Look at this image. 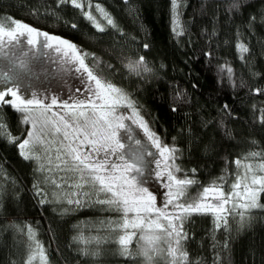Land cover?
<instances>
[{
  "label": "trees",
  "instance_id": "1",
  "mask_svg": "<svg viewBox=\"0 0 264 264\" xmlns=\"http://www.w3.org/2000/svg\"><path fill=\"white\" fill-rule=\"evenodd\" d=\"M230 3L178 0L180 35L173 31L171 0H84L83 10L60 0H0V20L73 42L90 69L122 89L161 141L179 150L178 163L198 182L197 193L222 174L227 183L235 159L264 154V0H239V8L229 11ZM141 56L151 69L146 80L124 64ZM2 115L10 134L0 139V264H24L35 248L27 226L46 250L47 264H140L139 257L121 254L117 241L123 232L109 224L119 213L96 202L104 195L84 181L74 189L45 159H24L10 140L26 138L28 124L10 107ZM40 165L53 171H37ZM258 202L264 205V193ZM225 217L227 228H216L212 214H193L185 223L194 264H264V208L251 210L241 225ZM129 250H138L135 238ZM33 264H40L39 256Z\"/></svg>",
  "mask_w": 264,
  "mask_h": 264
},
{
  "label": "snow or ice",
  "instance_id": "2",
  "mask_svg": "<svg viewBox=\"0 0 264 264\" xmlns=\"http://www.w3.org/2000/svg\"><path fill=\"white\" fill-rule=\"evenodd\" d=\"M60 3H70L75 8L84 9V0H60ZM171 4L173 24L175 25L173 31L180 35L182 33L176 31L180 27L177 12L178 0H171ZM239 6V0H231L228 10L238 9ZM96 10L103 13L108 25L114 26V21L99 5H96ZM83 15L99 31L104 30L91 12L83 11ZM72 27H76V25H72ZM25 32L36 33L38 37H44V40L39 41L44 47H52V44L48 42L55 40L71 49L72 52L66 53V55H74L79 61L80 68L87 73L88 80L95 84L94 89L91 86L87 89L89 93L94 94V99L90 97L73 104L65 101L64 107L69 109L68 113L65 115L53 113L52 116H49L52 105L40 99L23 98L18 94L21 86L16 81L20 71L28 70L27 61L24 59L27 53L16 56L15 59L10 57L12 66L0 73L4 78L3 83L10 85L0 90V139L6 138L10 134V128L3 119V107H10L13 111L20 113L22 123L27 124L31 121L32 129H36L37 123L40 122L38 131L26 129V138L12 137L10 140V142L18 144L24 159L38 160L40 158V146L45 143L43 137L46 134L45 129L49 125L56 133L63 132L60 140L61 148L57 150L58 155L56 156L59 163L55 167L59 171L78 173L79 180L84 181L85 184H91L95 188L97 196L101 193L104 195L103 199H97V203L107 205L110 210L119 213L118 220L110 221L109 224L113 230L118 229L124 233L119 235L117 241L122 255H135L141 258L144 264H160L162 259L165 264H194L185 247L189 239L185 223L190 222V217L193 214H212L215 217L216 228H221L222 224L227 228L228 219L223 215L224 213L231 215L236 208H240L242 211L236 214L243 220L247 212L264 208V205L258 202V194L264 193V154L250 152L245 157L232 161L238 171L232 173L234 181L231 184V191L225 193L226 176L222 174L208 186H202V192L197 193L196 196H190L188 190L198 182L194 178H189L178 163L179 150L174 145L169 146L163 143L160 137L148 129L142 119L141 127H144L149 139L159 151L161 159L156 163L158 167L163 164L162 171L151 169L145 162V155L152 156L153 154L143 149L139 140L135 141V146H126L117 139L118 129L124 127L122 123L124 117L115 115L116 108L125 104L127 107L133 108L134 115L138 116L134 102L122 89L102 79L99 74L89 69L76 45L61 37L40 32L20 21L9 20L8 23H5L0 20V47L10 44L14 48L23 42L20 37L24 36ZM27 43L35 45L37 41L28 38ZM144 47L147 48L148 45L145 44ZM237 47L242 52L248 51L242 44H238ZM56 50L61 51L59 47ZM127 67L136 75L151 71L146 66L143 56L139 57L137 61L129 62ZM227 70L231 72L230 68ZM255 91L259 93L262 90L256 89ZM9 96L11 99L8 98ZM177 96L179 97V93ZM56 103L57 100L53 99L52 104ZM35 108H41L42 111L38 115H33ZM53 117H58V119H53ZM60 125H63V128ZM121 149H124V152H121ZM99 152H104L105 156L94 159L92 154ZM110 155H117L123 161L122 165L110 164L108 161ZM257 157L261 158L260 163L254 167L250 161ZM245 160L249 163H244ZM48 163H52L51 159L48 160ZM241 168L242 172L239 171ZM118 170L119 174L117 175ZM37 171L51 172L53 169H46L44 165H40ZM191 171L195 173L196 170L192 169ZM165 173L168 181L165 208L167 205H174L179 210V214H169L165 208L157 207L155 203L157 198L145 187L150 180L164 177ZM51 182L54 184L55 179H52ZM77 186L81 185L77 184ZM34 187L37 194L40 195L42 189L39 185H34ZM233 198L244 202L233 205L231 209L226 207ZM40 202L44 203L45 201L41 200ZM68 203L80 204V201L68 200ZM129 229L133 231L129 232ZM21 231L23 232L24 229ZM27 236L34 243L35 248L29 253L24 264H33L37 255L40 264H47L46 250L42 243L36 239L35 230L31 226H27ZM133 237H137L139 241L143 242L135 253L129 250ZM161 245H166V247ZM29 247L31 248L32 245ZM96 254L93 253V255Z\"/></svg>",
  "mask_w": 264,
  "mask_h": 264
},
{
  "label": "rangeland",
  "instance_id": "3",
  "mask_svg": "<svg viewBox=\"0 0 264 264\" xmlns=\"http://www.w3.org/2000/svg\"><path fill=\"white\" fill-rule=\"evenodd\" d=\"M51 36H57V35H51ZM28 38L37 41V43L35 45H29L27 43ZM61 38L67 40L63 37ZM20 39L23 42L16 45L14 48L10 44H6L5 46L0 47V73L6 71L9 67L12 66L10 57L12 59H15L16 56H22L23 53H27V56H25L24 59H26L27 61L28 70L20 71L18 79L16 81V83H19L21 86L18 94H20L23 98L40 99L45 103L52 105L49 111V116H52L53 113H59L60 115H65L66 113H68L69 109H66L64 107L65 101L68 102L69 104H73V103H78L80 100H87L90 97L94 99V94L89 93L87 89L89 86H91L94 89L95 84L94 82H90L88 80L87 73L80 68L78 59H76L75 56L72 54L66 55V53L72 52L71 49H68L66 45H61L58 41L55 40L48 42L52 44V47H44L39 43V41L44 40V37H38L36 33L29 34L25 32V35L21 36ZM67 41L71 42L70 40ZM71 43L74 44L73 42ZM57 47H59L61 51L58 52L56 50ZM5 53H8V55H5ZM80 54L84 59V56L81 53V51ZM137 60L138 59L127 58L126 61H124L127 70L142 80L149 79L150 72L147 73L142 72L140 75H136L134 72L130 71L129 68L127 67L129 62H134ZM84 63L87 65L85 59H84ZM88 68L90 69L89 66ZM77 69L80 70L78 71ZM3 80H4L3 76L0 75V90H3L6 87L10 86L9 84L3 83ZM112 95L115 96V94ZM8 98L11 99L10 96ZM53 99L57 100V103L54 105L52 104ZM97 103H99V101H97ZM41 111H42L41 108H35L33 115H38L39 112ZM115 115L124 117L122 121L124 127L118 129L117 139H119L121 143L125 144L126 146L129 145L135 146V141L139 140L141 142L140 146L143 149H146L147 151L153 154L152 156L145 155L144 157L145 162L148 164V166L151 169L162 171L164 167L163 164H161L158 167L156 163V161L161 159L159 155V151L153 145L152 141L149 139L148 133L145 132L144 127H141V119H142L143 123L147 125L148 129L151 132H153L150 129L147 121L139 114V112H138V116L134 115L133 108L127 107L125 104H121L117 106ZM53 119H58V117H53ZM27 124H28V128L32 129V122L29 121V123ZM60 126L61 128H63V125ZM39 127H40V122L37 123V128L32 130L36 132L38 131ZM45 133L46 134L43 137L45 143L42 146H40L39 157L40 159H45V162H48V160L51 159L52 163L56 166V164L59 163V161L56 160V156L58 155L57 150L61 148L60 140L62 139L63 132L56 133L54 130H52L51 125H49L48 128L45 129ZM121 152H124V149H121ZM92 155L94 159H97L104 157L105 153L99 152V153H93ZM108 161L110 164H116V165H122L123 163V161H121L117 155H110L108 157ZM250 162L253 164L254 167H256V165L260 163V162H252V161ZM244 163H249V161L245 160ZM237 171L238 169L237 167H235V173ZM239 171L242 172L243 169L241 168ZM63 173L65 176L72 177L71 179L68 180L69 181L68 184L69 185L71 184V187H73L74 189L80 187V186L78 187L77 184L81 185L83 183V181L79 180L78 173H70V172H63ZM116 174L117 175L119 174V170L117 171ZM233 181H234V176L229 181H227L226 184H224L225 193L232 190L231 184L233 183ZM167 184L168 181L166 179V173H165L164 177H161L159 179L153 178L145 185V187H147L148 190L157 198L155 202L157 207L165 208V205L167 203L166 193L168 192ZM209 184H206L205 186H208ZM188 191L190 196H196L197 193L202 192V188L197 193H194L192 186ZM209 195L211 196L212 194L210 193ZM243 202H244L243 200L238 201L235 198H233V200L226 207L231 209L233 205ZM165 211H167L169 214H179V210L174 205H167ZM240 211H242V209L236 208L231 215L235 218L236 222L241 225L242 222L246 220V215L248 216L250 212H247L245 214L244 219L242 220L241 217L236 214ZM223 215L227 216L229 214L224 213ZM128 231L131 232L133 230L129 229ZM134 238L136 239L137 248L139 249L140 245L143 242L139 241L137 237H133L132 240ZM161 246L166 247V245H161ZM39 263H40V259H39ZM140 264H144L141 258H140ZM160 264H165V261L162 259L160 261Z\"/></svg>",
  "mask_w": 264,
  "mask_h": 264
}]
</instances>
